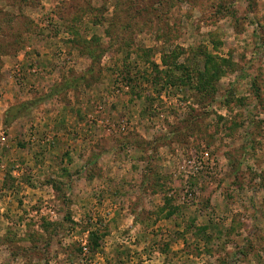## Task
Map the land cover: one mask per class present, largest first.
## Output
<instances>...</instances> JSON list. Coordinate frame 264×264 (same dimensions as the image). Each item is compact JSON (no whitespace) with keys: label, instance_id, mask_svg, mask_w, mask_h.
<instances>
[{"label":"rangeland","instance_id":"obj_1","mask_svg":"<svg viewBox=\"0 0 264 264\" xmlns=\"http://www.w3.org/2000/svg\"><path fill=\"white\" fill-rule=\"evenodd\" d=\"M0 264H264V0H0Z\"/></svg>","mask_w":264,"mask_h":264}]
</instances>
